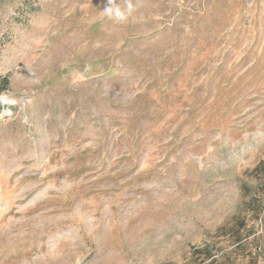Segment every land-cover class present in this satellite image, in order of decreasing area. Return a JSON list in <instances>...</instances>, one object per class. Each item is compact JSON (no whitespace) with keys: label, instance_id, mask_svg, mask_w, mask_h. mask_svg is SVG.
<instances>
[{"label":"rangeland","instance_id":"1","mask_svg":"<svg viewBox=\"0 0 264 264\" xmlns=\"http://www.w3.org/2000/svg\"><path fill=\"white\" fill-rule=\"evenodd\" d=\"M0 0V264H264V0Z\"/></svg>","mask_w":264,"mask_h":264},{"label":"clouds","instance_id":"2","mask_svg":"<svg viewBox=\"0 0 264 264\" xmlns=\"http://www.w3.org/2000/svg\"><path fill=\"white\" fill-rule=\"evenodd\" d=\"M102 11L115 21L126 23L133 12L131 0H107Z\"/></svg>","mask_w":264,"mask_h":264}]
</instances>
